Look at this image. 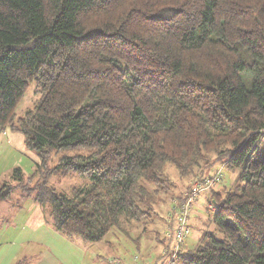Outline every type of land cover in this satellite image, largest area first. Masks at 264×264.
I'll use <instances>...</instances> for the list:
<instances>
[{
	"label": "trees",
	"instance_id": "trees-1",
	"mask_svg": "<svg viewBox=\"0 0 264 264\" xmlns=\"http://www.w3.org/2000/svg\"><path fill=\"white\" fill-rule=\"evenodd\" d=\"M32 83L39 98L18 117ZM7 129L39 157L15 187L85 242L156 224L176 188L168 165L198 181L227 167L236 177L212 189V229L177 257L264 264V0H0ZM74 174L88 179L69 193L50 184Z\"/></svg>",
	"mask_w": 264,
	"mask_h": 264
},
{
	"label": "rangeland",
	"instance_id": "rangeland-1",
	"mask_svg": "<svg viewBox=\"0 0 264 264\" xmlns=\"http://www.w3.org/2000/svg\"><path fill=\"white\" fill-rule=\"evenodd\" d=\"M38 98L36 85L32 83L17 107V116L33 109ZM56 161L52 157L50 165H55ZM38 162L39 157L26 147L22 133L10 129L0 133V193L7 189V183L14 187L9 198L0 201V264H152L153 259L155 264H164L169 261L176 241V226L174 239H170L173 232L170 227L174 222L170 216L176 217L175 210L179 209L174 199L182 195L195 179H180L175 166L168 165V173L176 188L172 196L165 197L164 203L157 206L158 222L143 226L144 233L137 224L126 223L124 229L130 234L115 228L106 239L92 243L79 236L69 238L63 234L54 223L50 204L42 205L35 199L36 193L28 195L27 191L15 187L18 183L15 170L22 169L24 178L28 179L38 169ZM220 168L221 165L216 166L210 174ZM222 174L224 178L218 190L221 185H231L236 177V172L234 174L227 167H222ZM82 178L88 179L78 174L68 178L53 176L50 184L60 192L69 193L73 186L85 183ZM208 197L203 191L193 202L190 215L192 233L186 249L196 247L200 237L213 227ZM173 264L184 263L177 257Z\"/></svg>",
	"mask_w": 264,
	"mask_h": 264
},
{
	"label": "built area",
	"instance_id": "built-area-1",
	"mask_svg": "<svg viewBox=\"0 0 264 264\" xmlns=\"http://www.w3.org/2000/svg\"><path fill=\"white\" fill-rule=\"evenodd\" d=\"M223 177L222 171L219 170L216 174L210 178H206L204 181H196L193 190L187 195V197L180 203L179 209L175 210L176 213V241L173 249V253L169 261L165 264H173L177 258V255L181 250L186 248L188 238L191 235L192 227L190 224V215L193 208V202L198 197L200 192H207L209 196L208 207L211 210H215L216 206L210 199V194L215 185H217ZM177 204V203H176Z\"/></svg>",
	"mask_w": 264,
	"mask_h": 264
},
{
	"label": "crops",
	"instance_id": "crops-1",
	"mask_svg": "<svg viewBox=\"0 0 264 264\" xmlns=\"http://www.w3.org/2000/svg\"><path fill=\"white\" fill-rule=\"evenodd\" d=\"M196 181H198V180H194V182H193V184H195V182ZM187 190L185 191V194L187 195ZM209 198V197H208ZM209 201V200H208ZM174 203H176V201L174 200ZM170 219H172V220H174V222L171 224V227L170 228H172V231H174V228H175V226H176V217H173V215L172 216H170ZM172 233L173 232H171V237H172ZM190 238V237H189ZM188 238V239H189ZM201 238V237H200ZM173 241V240H172ZM167 252V251H166ZM154 260V259H153Z\"/></svg>",
	"mask_w": 264,
	"mask_h": 264
}]
</instances>
